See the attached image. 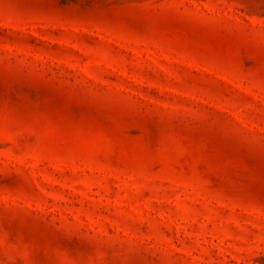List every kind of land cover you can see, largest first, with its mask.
<instances>
[{
	"label": "rangeland",
	"instance_id": "1",
	"mask_svg": "<svg viewBox=\"0 0 264 264\" xmlns=\"http://www.w3.org/2000/svg\"><path fill=\"white\" fill-rule=\"evenodd\" d=\"M0 264H264V0H0Z\"/></svg>",
	"mask_w": 264,
	"mask_h": 264
}]
</instances>
